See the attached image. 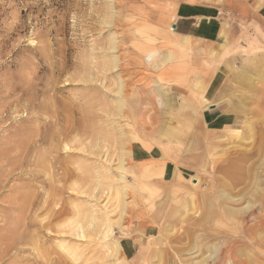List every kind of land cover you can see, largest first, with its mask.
Instances as JSON below:
<instances>
[{
    "label": "rangeland",
    "instance_id": "rangeland-1",
    "mask_svg": "<svg viewBox=\"0 0 264 264\" xmlns=\"http://www.w3.org/2000/svg\"><path fill=\"white\" fill-rule=\"evenodd\" d=\"M221 1L0 0V264H175L174 248L186 247L176 235L193 215L187 186L224 180L221 159L254 149L235 129L246 134L263 116L264 21ZM182 2L220 8L225 34L205 42L175 32ZM178 134L183 142L170 141ZM121 156L124 182L113 179ZM101 166L114 181L107 190L130 186L119 220L128 237L113 228L118 256L63 228L105 204L94 194ZM183 172L186 182L161 184Z\"/></svg>",
    "mask_w": 264,
    "mask_h": 264
},
{
    "label": "bare ground",
    "instance_id": "bare-ground-1",
    "mask_svg": "<svg viewBox=\"0 0 264 264\" xmlns=\"http://www.w3.org/2000/svg\"><path fill=\"white\" fill-rule=\"evenodd\" d=\"M151 57L152 56H149V58ZM114 64H116V60ZM119 92H121V89ZM235 112L237 114V111ZM263 112L264 110L260 113L263 115L261 116L262 118L259 117L261 120L254 124L247 125L246 134L240 132V129H235L239 141H246V143L247 141H253L254 149H237L236 152L233 153L236 157L232 158L226 156L221 159L224 163L228 162V164L224 165L227 167L219 165L215 172L222 174L225 178L224 180L218 179L215 183L217 185L211 186V183L209 187H207V183L206 186L205 183L203 185L201 183L199 185L196 184L194 187L187 186L186 189H190L188 193V195H190L188 197L189 210L187 213L193 212V215L188 214V217L191 216L188 219L189 221L186 222V225L182 228L179 235L174 234L176 235V241L186 246L185 248H174L172 255L175 257H172L175 264V260L178 261L177 264H190L188 261L185 262L181 260V256L185 252L193 256L192 260H198L205 253H211L209 256L206 255L207 257H204L202 260L195 261L194 264H264L263 261L261 262L264 257V168L261 167L259 169V165L264 166ZM228 127H231L229 123L227 124V128ZM172 136L169 138L170 141L183 142L181 134L175 137ZM215 136L219 137L217 135ZM195 139H197L196 148L200 150L202 147V137L197 136ZM241 145L242 144H240V146ZM65 146L67 147L68 145ZM106 156L107 160L105 161L108 162V155ZM261 158H263L262 163L260 161ZM195 161H200L201 163L202 156L198 155ZM232 161L234 162L232 163ZM221 162L218 161L219 164H221ZM108 170L109 169L105 168V166H101L100 171H98L100 174L98 185L94 190L95 195H100L98 198L96 197V201L99 202L105 199V204L101 207V204L97 202L100 208L95 206V204L94 206L91 205L92 211L89 213H82L81 220L67 222L68 225H65L63 228L68 229L74 236L76 235V237L81 239L86 237L89 238L90 235L93 234L96 239L101 240L103 244H105L104 247L105 250L108 251L109 256H118L123 254V249L116 239H112V236L114 237L113 228L118 226L122 234L128 237V232L125 230L126 227H123L119 223V220L121 222V220L125 219L126 205H122L124 202V195L129 190L130 186L124 183L118 184L117 189L113 191V187L109 185L110 187L107 190L106 188L108 187L105 188V179L110 180L109 178L111 177L108 175ZM117 170L120 173L118 177L114 176L113 179L124 182L127 173H129L125 157L121 156V158H119ZM183 173L185 174H177L173 180L161 184L184 183L188 180L189 175H192V172ZM205 174H209V172ZM191 178L198 179L201 177L197 172ZM113 179L110 180L112 183L114 182ZM106 183L108 184L107 181ZM196 189H198L197 193L195 192ZM112 203H114L113 209L110 210L108 205ZM186 206L187 205L184 203L181 207L186 209ZM121 207H123V209L120 217L115 220L112 215L118 208L121 209ZM176 208L180 210V208ZM176 208L174 211L177 210ZM174 213L170 212V222H183L182 219L179 218L181 216L177 217ZM58 227L61 229L62 224ZM66 231L67 230L64 232ZM197 232H201L202 235L196 238L194 234ZM172 240L174 239L172 238ZM75 253L74 251L73 254L75 255ZM77 255L75 256L77 257Z\"/></svg>",
    "mask_w": 264,
    "mask_h": 264
},
{
    "label": "crops",
    "instance_id": "crops-1",
    "mask_svg": "<svg viewBox=\"0 0 264 264\" xmlns=\"http://www.w3.org/2000/svg\"><path fill=\"white\" fill-rule=\"evenodd\" d=\"M215 3H221V0H214ZM242 6L249 15H255L261 21H264V0H232ZM220 8L213 5L191 4L182 2L175 9V22L170 27L182 36L190 37L205 42H216L218 38L225 34L222 29ZM216 78V77H215ZM208 87L210 95L214 92L219 81H216ZM221 114L213 116L212 120L218 119ZM227 119V118H226ZM228 120V119H227ZM222 122V120H220ZM225 122V119H224ZM133 247V245L131 244ZM131 246L124 248L125 252H131ZM147 249L140 246L139 254L143 259H147ZM144 261V260H143Z\"/></svg>",
    "mask_w": 264,
    "mask_h": 264
}]
</instances>
